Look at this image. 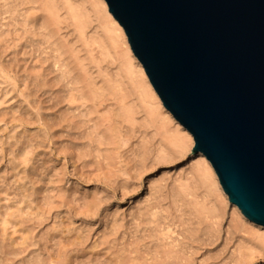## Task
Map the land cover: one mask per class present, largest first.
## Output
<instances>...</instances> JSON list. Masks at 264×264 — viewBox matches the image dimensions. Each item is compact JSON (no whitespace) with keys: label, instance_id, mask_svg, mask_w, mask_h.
Masks as SVG:
<instances>
[{"label":"rangeland","instance_id":"374dc122","mask_svg":"<svg viewBox=\"0 0 264 264\" xmlns=\"http://www.w3.org/2000/svg\"><path fill=\"white\" fill-rule=\"evenodd\" d=\"M107 11L0 0V264H264Z\"/></svg>","mask_w":264,"mask_h":264},{"label":"water","instance_id":"95a60500","mask_svg":"<svg viewBox=\"0 0 264 264\" xmlns=\"http://www.w3.org/2000/svg\"><path fill=\"white\" fill-rule=\"evenodd\" d=\"M230 204L264 227V0H105Z\"/></svg>","mask_w":264,"mask_h":264},{"label":"bare ground","instance_id":"6f19581e","mask_svg":"<svg viewBox=\"0 0 264 264\" xmlns=\"http://www.w3.org/2000/svg\"><path fill=\"white\" fill-rule=\"evenodd\" d=\"M100 2H102V6L105 8V10L107 11V5L105 4V2L103 1V0H100ZM107 13H108V17L112 20V24L114 25V24H118V22L116 21V19H114V17L112 16V15H110L109 14V12L107 11ZM126 37V36H125ZM132 49H131V47L130 46H128L127 47V51L126 52H128V54L130 55V56H132L133 58H135L136 59V55L133 53V51H131ZM130 61V60H129ZM141 71L143 72V68L141 67ZM143 76H144V79L146 80V84L148 85V86H152V84H151V82H150V80H149V78H147V75H146V73H144L143 74ZM153 87V86H152ZM152 93H156V91H155V89L153 88V91H151ZM163 103H162V101L161 102H159V106H160V108H162L163 106ZM165 108V107H164ZM163 109V108H162ZM165 110H166V112H167V114H169V111L165 108ZM164 110V111H165ZM168 116V119L170 118L169 117V115H167ZM173 116V115H172ZM179 123V122H178ZM180 124V123H179ZM181 125V124H180ZM183 126V125H182ZM184 128V127H183ZM185 129V128H184ZM173 135V134H172ZM173 139H175V137H173ZM170 140H171V138H170ZM177 140V139H176ZM176 140H174V141H176ZM194 148V146H192V149ZM198 157V159H197V162H198V164H200V165H203V166H205L206 168H203L205 171H209L210 172V174L214 177V180L216 179V178H218V180H219V177H218V175L217 174H215V173H213L212 172V170H211V168H212V165L210 164V162L205 158V156L203 155V154H200V155H198L197 156ZM200 165H198L199 167H201ZM198 167V168H199ZM197 168V169H198ZM202 169V170H203ZM205 175V174H204ZM220 182V181H219ZM234 207H238L237 205H235V204H232ZM240 210V209H239ZM242 212V211H241ZM247 219V218H246ZM248 220V219H247ZM249 221V220H248ZM249 222H251V221H249ZM251 223H253V222H251ZM254 224V223H253ZM255 226H260V225H257V224H254ZM261 228H264L263 226H260ZM10 259V258H9ZM2 262V261H1ZM35 262H37V261H35ZM34 263V262H33ZM26 264V263H25Z\"/></svg>","mask_w":264,"mask_h":264}]
</instances>
